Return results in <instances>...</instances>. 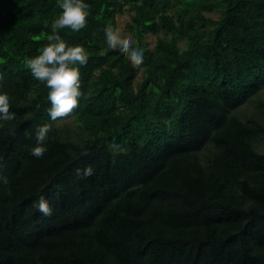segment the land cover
I'll return each instance as SVG.
<instances>
[{
    "label": "trees",
    "instance_id": "trees-1",
    "mask_svg": "<svg viewBox=\"0 0 264 264\" xmlns=\"http://www.w3.org/2000/svg\"><path fill=\"white\" fill-rule=\"evenodd\" d=\"M86 2L85 28L59 30L89 53L82 95L52 120L24 60L62 9L0 0V264H264V103L239 115L264 90V0ZM125 12L141 65L105 49Z\"/></svg>",
    "mask_w": 264,
    "mask_h": 264
},
{
    "label": "clouds",
    "instance_id": "clouds-1",
    "mask_svg": "<svg viewBox=\"0 0 264 264\" xmlns=\"http://www.w3.org/2000/svg\"><path fill=\"white\" fill-rule=\"evenodd\" d=\"M58 5L62 11L51 22V32L46 37L49 43L38 50V55L26 57L24 60L31 75L48 88L47 99L51 105L48 114L52 120L66 116L78 106L79 97L82 95L78 65L86 64L89 59V53L82 45L69 44L59 34V30L64 28L72 32L85 28L89 4L86 0H58ZM103 39L108 52L117 51L121 57H127L133 65L143 63L142 49L133 48L127 42L121 43L117 35L110 30L104 32ZM9 101V95L0 92V120L14 118V113L9 111ZM49 130L47 125L38 127L36 144L31 148V155L39 158L46 152ZM76 175L79 176L80 173L77 172ZM90 175L85 172L84 178ZM36 207L45 216L52 214V208L43 196L36 202Z\"/></svg>",
    "mask_w": 264,
    "mask_h": 264
},
{
    "label": "rangeland",
    "instance_id": "rangeland-1",
    "mask_svg": "<svg viewBox=\"0 0 264 264\" xmlns=\"http://www.w3.org/2000/svg\"><path fill=\"white\" fill-rule=\"evenodd\" d=\"M209 16H211L213 19L217 18V14H212ZM130 18L131 14L128 12H125L122 15H118L116 17L115 35H117L121 43H134L132 35L128 33L126 29V24L130 21ZM146 41L149 43L150 47H153L155 43V37L148 35L146 37ZM180 47L184 49L186 47V42H181ZM260 103H264V90L256 98H253V100L249 102L246 106L240 109L239 115L245 117L250 116L252 113H258L259 110L263 109ZM258 106H260L261 108ZM56 127H58L60 130H63V132L67 133H73L74 130V124L70 120L60 121L56 124Z\"/></svg>",
    "mask_w": 264,
    "mask_h": 264
}]
</instances>
